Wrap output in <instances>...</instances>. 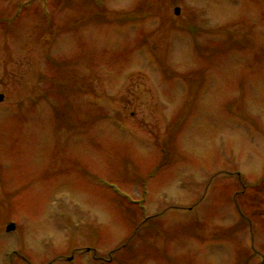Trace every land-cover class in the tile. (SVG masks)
<instances>
[{"label":"rangeland","instance_id":"1","mask_svg":"<svg viewBox=\"0 0 264 264\" xmlns=\"http://www.w3.org/2000/svg\"><path fill=\"white\" fill-rule=\"evenodd\" d=\"M0 94V264H264V0H0Z\"/></svg>","mask_w":264,"mask_h":264},{"label":"water","instance_id":"2","mask_svg":"<svg viewBox=\"0 0 264 264\" xmlns=\"http://www.w3.org/2000/svg\"><path fill=\"white\" fill-rule=\"evenodd\" d=\"M179 12H180V8L179 7L175 8V13L179 14ZM3 99H4V95L0 94V101H2ZM14 229H15V224L13 223L7 226V231L14 230Z\"/></svg>","mask_w":264,"mask_h":264},{"label":"flooded vegetation","instance_id":"3","mask_svg":"<svg viewBox=\"0 0 264 264\" xmlns=\"http://www.w3.org/2000/svg\"><path fill=\"white\" fill-rule=\"evenodd\" d=\"M83 248V246H80V247H77L75 248L76 250H81ZM90 248L89 247H86V251H88Z\"/></svg>","mask_w":264,"mask_h":264}]
</instances>
